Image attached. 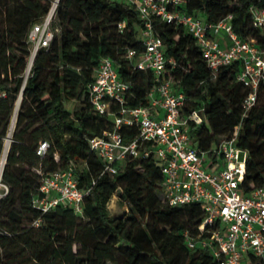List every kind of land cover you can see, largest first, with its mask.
<instances>
[{
	"label": "trees",
	"instance_id": "1",
	"mask_svg": "<svg viewBox=\"0 0 264 264\" xmlns=\"http://www.w3.org/2000/svg\"><path fill=\"white\" fill-rule=\"evenodd\" d=\"M254 5L264 8V0H187L182 9L212 23L231 15L242 39L254 38L264 47V28L252 24ZM50 9L51 0H0V88L8 94L0 99V161L21 98L2 173L8 191L0 197V264H219L208 250L186 245L184 232L197 236L203 210L199 204H166L157 160L129 159L111 175L102 173L104 163L90 146V138L115 129L89 102L103 58L114 61L129 86L128 106L151 105L154 74L137 69L127 58L128 51L145 49L139 12L114 0H58L54 21L61 34L39 50L25 82L28 33ZM151 20L173 60L161 79L186 94L183 114L204 108L203 123L192 124L193 146L210 150L238 127L237 146L249 152L240 187L249 193L264 186V85L245 114L248 90L237 81L240 63L214 76L186 28L157 16ZM72 100L81 107L70 110L67 102ZM120 131L126 141L139 133L137 126L125 125ZM44 140L50 147L40 156L37 150ZM66 169L74 171L80 188L91 189L83 214L64 205L42 214L33 206L41 186L37 170ZM115 194L121 204L128 203L124 216L109 210ZM38 219L42 224L36 227ZM252 264L264 262L253 259Z\"/></svg>",
	"mask_w": 264,
	"mask_h": 264
},
{
	"label": "built area",
	"instance_id": "2",
	"mask_svg": "<svg viewBox=\"0 0 264 264\" xmlns=\"http://www.w3.org/2000/svg\"><path fill=\"white\" fill-rule=\"evenodd\" d=\"M114 1L134 6L144 21L141 38L145 49L141 53L130 50L127 58L137 69L151 71L157 83L149 92V107H130L126 97L129 86L120 77L114 61L108 57L101 60L89 102L99 114L115 123L113 131L89 139L91 149L104 163L102 173L114 175L129 159L153 157L164 176L166 204H199L203 210L197 236L184 232L188 248L208 250L219 264H252L253 259L264 262V186L249 193L240 187L249 152L237 146L239 128L230 136L221 137L210 150L193 146L192 124L203 123L204 108L183 114L186 94L172 82L161 79L173 60L167 58L163 40L154 34L151 17L186 28L214 76L221 68L240 63L237 81L248 90L243 101L245 114L256 105L264 85V47L254 38L242 39L233 28L231 15L212 23L188 13L182 9L187 0ZM250 11L253 26L264 28V8L254 5ZM53 15L50 11L28 33L30 56L25 82L39 50L55 38ZM7 95L0 88V99ZM125 125L138 127L136 138L126 141L120 131ZM49 147L47 140L40 142L37 154L44 156ZM37 172L41 186L40 194L33 198L35 208L44 214L64 205L83 214L84 199L91 189L80 188L72 169ZM4 187L7 192L8 187ZM41 224V219L34 222L36 227Z\"/></svg>",
	"mask_w": 264,
	"mask_h": 264
},
{
	"label": "rangeland",
	"instance_id": "3",
	"mask_svg": "<svg viewBox=\"0 0 264 264\" xmlns=\"http://www.w3.org/2000/svg\"><path fill=\"white\" fill-rule=\"evenodd\" d=\"M56 1H58V0H51V9H52V7ZM51 9H50V11H51ZM50 11H49V13H50ZM199 17L201 18V20H205L204 15H200ZM53 18H55V13L53 15ZM54 28L56 31V36H60L61 29H60V26L58 25V23L56 21H54ZM18 100L21 101V98L20 99L18 98L17 102H18ZM17 102H16V104H17ZM16 104H15V106H16ZM20 104H21V102H20ZM81 105H82L81 102L78 100H72V101L67 102V107L72 111L80 108ZM4 186L5 185L3 184L2 178H1L0 197L2 195H4V193L6 192ZM120 200H121L120 196L118 194H115L109 203V210H110L111 214L114 216H124L126 211L128 210V203L126 202L124 204H121Z\"/></svg>",
	"mask_w": 264,
	"mask_h": 264
},
{
	"label": "bare ground",
	"instance_id": "4",
	"mask_svg": "<svg viewBox=\"0 0 264 264\" xmlns=\"http://www.w3.org/2000/svg\"><path fill=\"white\" fill-rule=\"evenodd\" d=\"M57 5H58V1H56L51 9V15H53L56 11V8H57ZM20 100H18L17 104H16V111H15V115H14V119H13V123H12V126H11V130H10V134L7 138V141H6V146H5V151H4V154L1 158V161H0V186H1V178H2V170L4 169V166L6 164V159H7V156H8V151H9V148H10V143H11V136H12V133H13V130H14V127H15V119L17 117V114H18V111H19V108H20Z\"/></svg>",
	"mask_w": 264,
	"mask_h": 264
},
{
	"label": "water",
	"instance_id": "5",
	"mask_svg": "<svg viewBox=\"0 0 264 264\" xmlns=\"http://www.w3.org/2000/svg\"><path fill=\"white\" fill-rule=\"evenodd\" d=\"M7 160V159H6ZM2 173H3V170H2Z\"/></svg>",
	"mask_w": 264,
	"mask_h": 264
}]
</instances>
